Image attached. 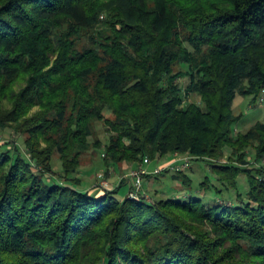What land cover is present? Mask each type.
<instances>
[{
  "label": "trees",
  "instance_id": "trees-1",
  "mask_svg": "<svg viewBox=\"0 0 264 264\" xmlns=\"http://www.w3.org/2000/svg\"><path fill=\"white\" fill-rule=\"evenodd\" d=\"M237 94L264 102V0H0V133L22 139L0 144V264H264V122L234 133ZM95 122L108 170L188 158L181 192L75 178ZM193 161L219 188L192 191Z\"/></svg>",
  "mask_w": 264,
  "mask_h": 264
},
{
  "label": "rangeland",
  "instance_id": "rangeland-1",
  "mask_svg": "<svg viewBox=\"0 0 264 264\" xmlns=\"http://www.w3.org/2000/svg\"><path fill=\"white\" fill-rule=\"evenodd\" d=\"M181 81H183L184 85L187 83L185 79ZM188 100L191 102L200 103V98L196 95L190 96ZM231 108L234 115L240 117L239 121L234 126V133H244L255 123L264 122V102H262L260 96L255 99V96H242L237 94L233 100ZM108 117L111 118L110 116ZM94 125L95 126L93 128V134L90 139V143L92 144L94 141L99 140L102 143V147L100 148V150H95L93 147H90L85 153L82 154L80 166L77 172L74 174V177L77 179H81L82 182L85 183L92 190H113L116 185H120L123 182H130L127 178V175L133 168L128 171L125 167L126 165L122 164L118 168L112 167L108 170L107 167L104 166L103 146L107 142L110 132L106 130V126L103 122H95ZM9 133L11 132L7 131V133H0V144L4 143L5 141H10L12 142L11 146H13V143L17 144L18 146H21L22 139L14 133ZM249 150L250 149H248V151ZM247 155L248 156L246 159L249 161V164H247L244 168L264 169V156L256 160L255 154L252 151L247 152ZM229 157L230 150L226 149L225 155L219 160V163H234L229 160ZM155 162H157V160ZM158 162L154 165V167L161 166ZM166 163H163L162 165ZM52 165L55 172H60L61 164L56 154L53 156ZM208 167V164L204 161L192 162L190 169L186 171L187 175L190 176L193 181L192 191L195 192L199 190L200 183L205 181L206 178H209L211 185H215L217 188H219L218 183L215 181V175L211 172V169H209ZM100 173L104 174V178H102L103 186H101L100 183L102 179L100 181L97 179V175ZM172 176V172H164L162 174H159V177L155 180L152 179V176H150L151 178H147V181L149 183L146 181L145 188L147 189V191H145L147 192V195L150 196V199L151 197L153 198L157 196V198H165L166 195H163L164 192H167L169 194H173L175 192L176 194H178V192H181V186L179 185V181L174 180ZM248 188L249 186L247 184L246 177L244 174H241L238 177V190H240V192H245ZM128 189V184L122 186L119 190V195L126 197L128 195ZM234 194H236V192L230 189V191H224L222 194H219L216 197L226 199L230 196L234 197ZM210 195L212 196L213 194ZM205 200L208 201V199Z\"/></svg>",
  "mask_w": 264,
  "mask_h": 264
},
{
  "label": "built area",
  "instance_id": "built-area-1",
  "mask_svg": "<svg viewBox=\"0 0 264 264\" xmlns=\"http://www.w3.org/2000/svg\"><path fill=\"white\" fill-rule=\"evenodd\" d=\"M181 162L180 165L177 163ZM151 164V161L148 158H145L143 163L140 167L131 170L127 178L130 181V190L128 192V197L130 199L139 200L142 196H146L144 191V179L147 175H159L165 171L176 172L180 171L181 169L187 168L189 166V159L188 158H181L173 160L169 163H166L161 166H157L152 170H149L148 167ZM104 178V174L100 173L97 175V179L100 181ZM101 186H103V179L100 181Z\"/></svg>",
  "mask_w": 264,
  "mask_h": 264
},
{
  "label": "crops",
  "instance_id": "crops-1",
  "mask_svg": "<svg viewBox=\"0 0 264 264\" xmlns=\"http://www.w3.org/2000/svg\"><path fill=\"white\" fill-rule=\"evenodd\" d=\"M171 161H173V157H170V158L166 159L165 161H159L158 163H159V164H163V163H166V162L168 163V162H171ZM125 167H126V169H127L128 171H129L130 169L133 168V167H131V166H125ZM153 168H155V167H154V163H152V164L149 165V169L152 170ZM153 180H154V179H153ZM146 181H147V178L144 179V182H143V183H144V191H145V190L147 191V189L145 188ZM147 182H148V181H147ZM148 183H149V182H148ZM120 185H121V184H120ZM120 185H116L114 188H117V187L120 186ZM122 185L125 186V185H127V183H126V182H123ZM147 185H148V184H147ZM129 190H130V189H128V192H129ZM146 191H145V192H146ZM146 193H147V192H146ZM148 196H149V195H148Z\"/></svg>",
  "mask_w": 264,
  "mask_h": 264
}]
</instances>
